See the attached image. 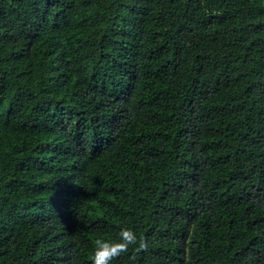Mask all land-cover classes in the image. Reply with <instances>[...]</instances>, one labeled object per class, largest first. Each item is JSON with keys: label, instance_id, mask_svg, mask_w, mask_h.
<instances>
[{"label": "trees", "instance_id": "16d2710c", "mask_svg": "<svg viewBox=\"0 0 264 264\" xmlns=\"http://www.w3.org/2000/svg\"><path fill=\"white\" fill-rule=\"evenodd\" d=\"M264 264V0H0V264Z\"/></svg>", "mask_w": 264, "mask_h": 264}, {"label": "clouds", "instance_id": "9594fccd", "mask_svg": "<svg viewBox=\"0 0 264 264\" xmlns=\"http://www.w3.org/2000/svg\"><path fill=\"white\" fill-rule=\"evenodd\" d=\"M144 246V240L134 229L121 226L112 238L97 237L91 253V264H112L116 257L127 252L130 247Z\"/></svg>", "mask_w": 264, "mask_h": 264}]
</instances>
